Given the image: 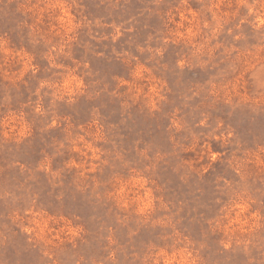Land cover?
<instances>
[{
  "label": "rangeland",
  "instance_id": "1",
  "mask_svg": "<svg viewBox=\"0 0 264 264\" xmlns=\"http://www.w3.org/2000/svg\"><path fill=\"white\" fill-rule=\"evenodd\" d=\"M0 264H264V0H0Z\"/></svg>",
  "mask_w": 264,
  "mask_h": 264
}]
</instances>
